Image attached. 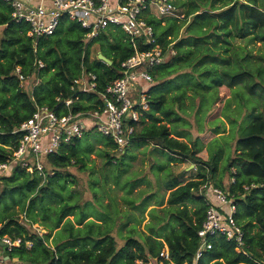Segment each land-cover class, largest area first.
<instances>
[{
	"label": "trees",
	"instance_id": "1",
	"mask_svg": "<svg viewBox=\"0 0 264 264\" xmlns=\"http://www.w3.org/2000/svg\"><path fill=\"white\" fill-rule=\"evenodd\" d=\"M179 15L184 19H167L163 21L150 17L149 23L157 32L158 41L167 49L175 50L177 55L173 64L181 58L178 49L194 45L185 42L181 31L185 33L193 29L197 21L198 32L215 38L214 46L221 47L231 44V39H254L264 43V0H174ZM181 9V11H180ZM11 8L0 1V165L8 163L7 171L0 177V236H9L13 240L21 239L19 248L7 252L9 263L16 264H137L138 260L148 255L157 257L161 250L168 246L175 263L194 264L201 240L198 232L202 227L207 210L203 197H195L197 192L208 180L213 186L224 189L223 182H214L218 173V163L211 159L206 149L200 150L198 143L189 146L175 138L157 114L163 111L166 101L164 94H156L160 85L157 83L149 91L150 111L141 121L142 129L136 136L141 141L151 140L156 146L170 151L180 160H189L196 165V178L181 182L173 176L168 183L171 191L168 206L172 208L171 218L177 225L164 236L146 235L142 240L130 237L125 245L117 247L116 239L110 234L94 232L95 222L84 214L76 218V228L69 218L81 207L79 203H69L62 192L67 190L72 176L68 168L80 166L83 170L90 154L94 151L92 139L101 137L106 147L114 152L115 145L111 139L102 136L95 129H88L84 137L42 158L46 176L39 174L36 166L32 171L23 168L21 161H14L13 154L17 151L22 133H15L20 125L28 120L35 111L36 105H48L58 114L68 110L57 108L56 98L62 100L73 97L70 87L73 80L80 76L82 68L98 76L99 91L120 78V63L135 53V48L125 33L118 27H109L91 42L86 40V30L75 22L64 18L56 31L46 37L32 38L28 36L30 26L26 23L13 22ZM92 46L98 47V53L92 57ZM191 46V47H194ZM143 50V48H140ZM228 50V49H227ZM229 51V50H228ZM103 55L113 62L110 66L103 62ZM171 52L166 51V57ZM44 63L38 69L37 61ZM151 73L156 79L158 68ZM171 64V63H170ZM21 67L22 73L28 77L24 88L15 71ZM31 77L41 78V83L32 89L28 88ZM237 78L229 83L221 84L218 97L214 102L213 111L207 118L208 122L220 120L226 102L230 98L232 88L236 87ZM96 96H82L79 103L72 105L73 113L96 109ZM87 103H86V102ZM168 117V115H167ZM182 138L180 136H177ZM216 137L207 133L199 137V141L208 144ZM147 141V142H151ZM99 155L104 152L98 150ZM112 164L113 154L106 152ZM30 162L32 158L28 157ZM199 170V171H198ZM227 170L236 183L230 187L231 193L241 191L245 199L239 201L236 219L243 226L246 242L249 246L250 258L264 261V118L252 122L244 131L243 137L236 145V157L229 163ZM233 170L236 174H233ZM74 182V180H73ZM262 184L249 193L244 186L251 183ZM71 191H68L70 198ZM194 206V210L190 206ZM20 214L25 220L21 221ZM51 220V222H48ZM38 224L48 232L41 236L34 226ZM62 228L53 236L54 231ZM257 230V231H255ZM153 232V230H151ZM52 239V240H51ZM52 241V244H51ZM211 248L204 251L197 264H253V261L236 252L235 244L224 237L216 236L209 239ZM28 243L32 247L28 248ZM52 245H50V244Z\"/></svg>",
	"mask_w": 264,
	"mask_h": 264
},
{
	"label": "rangeland",
	"instance_id": "2",
	"mask_svg": "<svg viewBox=\"0 0 264 264\" xmlns=\"http://www.w3.org/2000/svg\"><path fill=\"white\" fill-rule=\"evenodd\" d=\"M198 34L205 36L198 32L197 21L191 31H181L186 43L197 45L178 49L181 58L173 65L177 52L170 50L164 66L158 68L154 80L160 87L155 93L164 94L166 101L163 111L156 115L162 121L157 124L166 125L171 138L189 146L198 143L200 150L206 149L218 163L214 182H223L224 190H228L231 176L227 166L236 157V145L252 122L264 118V43L233 38L230 45L215 47V38L199 39ZM91 51L94 58L98 47L92 46ZM234 77L237 85L231 90L222 118L208 122L219 86ZM41 81V78L31 77L28 88L32 89ZM151 123L149 119L147 125ZM211 132L216 137L208 144L199 141V137ZM95 138L103 141L101 137ZM97 139L91 140L94 151L85 168L81 170L77 165L68 168L72 178L62 194L69 203L81 205L75 216L69 217L75 227L86 230L89 222L78 226L75 217L83 214L91 217L89 220L95 222L93 231L113 236L118 248L130 237L143 241L146 235L164 236L177 229L171 218L173 209L168 206L171 193L168 183L173 176L185 183L196 178L197 167L193 165L190 169L189 160H180L151 140L138 138L124 153H115ZM98 150L104 154L99 155ZM106 152L113 154L112 164ZM68 191H71L70 198ZM190 209L194 210V206ZM15 211L21 221L27 223L24 214H20L18 208ZM34 228L41 236L48 234L38 224ZM61 228L55 230L53 236Z\"/></svg>",
	"mask_w": 264,
	"mask_h": 264
},
{
	"label": "built area",
	"instance_id": "3",
	"mask_svg": "<svg viewBox=\"0 0 264 264\" xmlns=\"http://www.w3.org/2000/svg\"><path fill=\"white\" fill-rule=\"evenodd\" d=\"M11 8L13 22L26 23L30 26L28 36L41 38L52 35L61 21L67 18L86 30V40L91 42L109 27L120 28L132 42L135 53L122 61L119 66L120 78L108 83L99 91L98 76L82 68L79 77L73 80L70 87L73 97L55 100L57 108L68 110L60 114L48 105H36L32 116L23 122L15 133H22L14 161H21L23 168L32 171V165L43 177L45 167L42 158L57 152L61 146L73 143L84 137L88 129H95L102 136L111 139L115 145V153H124L133 143L138 141L136 134L141 129V121L150 111L149 91L155 85L152 71L165 63L166 51L158 41L157 32L149 23L153 17L166 24L167 19H184L179 15L174 0H0ZM143 48V50H140ZM44 63L37 61L38 69ZM24 88L28 77L22 73L21 67L15 71ZM82 96H96L97 108L90 111L73 113L72 105L79 103ZM86 102V101H85ZM87 103V102H86ZM28 157L32 158L30 162ZM9 167L8 163L0 165V177ZM233 174L236 171L233 170ZM236 183L231 178L228 190L213 186L207 182L194 193L195 197H203L207 210L202 227L198 232L201 240L194 264H197L204 251L211 248L209 239L224 237L235 244L237 253L250 258L249 246L243 226L236 219L239 201L245 196L241 191L231 193L229 190ZM263 188L262 184L251 183L244 186L246 193ZM1 228V225H0ZM21 239L13 240L9 236H0V264H10L7 252L19 248ZM32 243H28V248ZM6 248V250H5ZM253 264H264V261L252 259ZM13 260L11 264H16ZM137 264H177L174 262L167 245L157 257L148 255ZM184 264H189L185 262Z\"/></svg>",
	"mask_w": 264,
	"mask_h": 264
},
{
	"label": "water",
	"instance_id": "4",
	"mask_svg": "<svg viewBox=\"0 0 264 264\" xmlns=\"http://www.w3.org/2000/svg\"><path fill=\"white\" fill-rule=\"evenodd\" d=\"M99 58H100L103 62H105L106 64H108V65H110V66L113 65V62H112L111 60H109L108 58L104 57L103 55H99ZM5 250H6V248H5ZM7 258H8V257H7Z\"/></svg>",
	"mask_w": 264,
	"mask_h": 264
},
{
	"label": "crops",
	"instance_id": "5",
	"mask_svg": "<svg viewBox=\"0 0 264 264\" xmlns=\"http://www.w3.org/2000/svg\"><path fill=\"white\" fill-rule=\"evenodd\" d=\"M157 147L161 148L160 146H157ZM193 165H194V164L191 163V165H190V166H191L190 169L193 168ZM196 167H197V166L195 165V168H196ZM197 168H198V167H197ZM197 168H196V170H197Z\"/></svg>",
	"mask_w": 264,
	"mask_h": 264
}]
</instances>
